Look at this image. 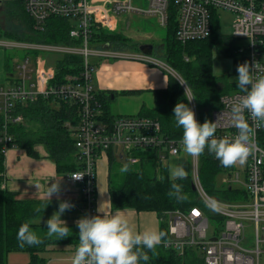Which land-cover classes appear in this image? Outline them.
<instances>
[{"label": "built area", "instance_id": "2783aa9c", "mask_svg": "<svg viewBox=\"0 0 264 264\" xmlns=\"http://www.w3.org/2000/svg\"><path fill=\"white\" fill-rule=\"evenodd\" d=\"M28 16L37 29H44L46 22L54 17L67 18L77 23L71 37L83 38L80 47L70 45H25L0 39L4 49H29L38 51L37 64L33 71L30 58L17 66L19 79L9 89L0 88V116L3 119L0 134L1 153L6 156L15 148L11 135L12 125L22 121L14 115L18 102L34 103L40 97L71 101L78 105L80 123L75 132L76 147L79 150L81 169L72 174L80 177L73 182L82 189L83 210L86 216L97 215L96 208V160L108 150L120 149V156L131 164L141 161L134 153L155 154L156 158L181 156L182 140H165L158 121L136 116L118 118L113 123L99 119L101 111L94 105V90L91 81L89 58H110L123 52L108 49L90 50L88 40L91 27L100 25L110 33L118 30L119 18L126 14L138 13L141 16L158 18L161 27L169 23L170 0H149V7L142 9L133 4V0L100 2V0H21ZM177 9V39L182 43L203 40L212 34V17L222 11L236 15L233 21V36L237 37L246 51L242 64L252 67L255 77L264 76V0H173ZM217 18H219L217 16ZM7 44V45H6ZM44 55H82L85 58V71L82 77L69 76L67 83L52 85L56 70L48 68ZM141 59L153 61L146 55ZM164 67L182 86L195 118L199 122L198 110L192 91L183 79L168 65ZM244 91L236 90L221 98V107L212 113V121L217 122V138H234L238 129L231 119V106ZM244 119L254 130L250 141V154L243 164L235 163L230 171L219 177L218 189L231 191V200L219 199L209 195L200 179V156L192 157L191 176L196 187L199 204L188 211L173 210L165 213L169 223L170 240L164 243L168 249L180 254L190 247L199 248L205 264H260L264 254V122L256 127V121L245 111ZM82 176V177H81ZM223 186V187H222ZM222 187V188H221ZM220 222L210 236V217ZM250 228L254 233V247L248 249L242 245L246 241V232Z\"/></svg>", "mask_w": 264, "mask_h": 264}, {"label": "trees", "instance_id": "16d2710c", "mask_svg": "<svg viewBox=\"0 0 264 264\" xmlns=\"http://www.w3.org/2000/svg\"><path fill=\"white\" fill-rule=\"evenodd\" d=\"M169 23L166 27L164 59L166 65L174 70L188 85L193 93L198 110L199 122L212 121L213 111L221 107L220 100L227 93L240 90L236 83L230 81L237 76V66L241 65L246 57V51L233 35H224L220 31V13L214 12L212 17V34L206 39L182 43L177 39L178 20L177 9L173 0H170ZM9 13L20 20L15 31H5L0 26V39L13 42H28L41 44H62L80 47L83 38L71 37V31L77 23L67 18L54 17L46 22L44 29L35 27L34 21L28 16L21 0H15L8 5ZM19 30L22 33H18ZM89 47L108 49L114 52L139 51V45L134 44L121 32L110 33L100 26L91 27ZM40 53L32 51L27 54L35 59ZM223 55L233 60L234 68L231 75L218 76L214 73V55ZM55 64L56 78L53 84L65 83L68 75H80L84 72V58L80 55L49 56ZM14 59L11 57V60ZM6 62L9 66L10 60ZM230 77V78H229ZM111 94V93H110ZM95 95V91H94ZM154 107H143L139 116L158 121L165 140L181 141L183 129L176 126L173 117V108L178 102L190 106L189 100L178 82L170 75L167 87L154 91ZM109 95L105 92L94 96V105L101 110L99 119L113 123L117 116L111 115L108 104ZM14 115L21 116L23 123L12 125L11 135L13 144L24 149L28 156L40 158L35 147L44 146L48 158L54 161L59 174H71L80 169L79 150L73 136L74 129L79 125L78 105L71 104L56 98L40 97L34 103L18 102L14 108ZM3 119L0 116V134ZM0 146V264H7V258L12 252H26L30 256V264H45L44 253L50 252L57 245L77 246L79 244L78 228L63 239L47 237L46 227L39 224L43 211L39 208L40 202L18 199L16 193L3 189V174L5 171V157ZM183 153V152H182ZM106 155L113 159L112 150ZM136 155L144 159L143 153ZM152 155V154H151ZM153 154L152 158H156ZM116 160V159H115ZM139 162V163H140ZM138 164V163H137ZM135 165V164H131ZM200 179L206 192L219 199H232L231 191L222 193L218 189L219 177L230 171L231 166L224 167L207 148L200 155ZM175 182L182 186L183 200L170 196L171 184ZM199 204L197 194L192 189V176L186 175L183 179L173 180L168 169L162 177H149L145 171L129 172L122 187L112 193V207L114 210L132 208L137 211L156 212L159 216L173 210L188 211ZM27 223L30 230L36 232L41 238L39 245L20 246L17 233L20 227ZM164 236L161 240L169 238L167 224L163 223L161 231ZM149 256L148 261L141 260L139 264H205L199 248L190 247L183 254L163 245H157L155 251L144 250Z\"/></svg>", "mask_w": 264, "mask_h": 264}, {"label": "crops", "instance_id": "0c3cea01", "mask_svg": "<svg viewBox=\"0 0 264 264\" xmlns=\"http://www.w3.org/2000/svg\"><path fill=\"white\" fill-rule=\"evenodd\" d=\"M117 0H100V2H111ZM148 0H137V3L145 4ZM141 7V6H138ZM145 9V8H142ZM140 16V15H138ZM142 17V16H141ZM144 18H154L158 22L157 17L143 16ZM121 18V17H120ZM151 20V19H149ZM159 24V22H158ZM160 25V24H159ZM100 26V25H98ZM122 28L123 21H118V29ZM102 28V27H101ZM104 30V29H103ZM124 35V34H123ZM134 44L152 45L153 55L149 56L153 61H146L141 59L143 54L139 51L123 52L120 56L110 58H99L91 56L93 59L94 75H93V89L96 92H105L110 98H124V101H130V104L135 105L130 109L122 107L117 117L126 116L124 113L139 114L143 107L151 109L154 107V91L165 89L167 87L170 74L160 65H165L164 58L165 40L157 37L154 33H148L143 39L149 42H135L141 41V38L134 37L133 39L125 35ZM17 42V41H16ZM25 45H40V43L17 42ZM162 48L161 57L158 56L156 49ZM0 88L8 89L14 81L17 80V66L27 57L29 52L34 50H25L24 55L15 60L14 70L11 72L6 59L8 52L6 49L0 47ZM91 50H100L98 48H90ZM148 56V55H147ZM19 59V61L17 60ZM43 60L46 66L54 68L55 64L50 60L49 55H44ZM34 61L37 63V59ZM30 66L35 70L36 65L30 62ZM111 93V94H110ZM114 96V97H113ZM123 102V101H122ZM130 107V106H129ZM127 113V114H128ZM138 116V115H137ZM136 117V116H126ZM38 152L40 158H32L28 156L27 152L21 148L12 149L5 156V171L3 174V184L5 189L17 194L18 199L32 200L40 202L39 208L44 212L42 217L38 219L39 224H44L52 214L58 210L61 201H67L74 205L71 210L66 211L62 215V219L66 221L67 226L73 233L76 227V221L85 216V212L81 210V188L78 184L73 183L68 175L59 174L56 170L54 161L48 158L44 146H39ZM110 155H102L98 160L97 165V202L99 215H113L118 214L125 216L133 230L136 232L144 231H161L160 217L156 212L137 211L132 208L123 210H114L112 207V193L120 189L124 183V179L129 172L121 174V183H115L113 178L114 164ZM122 163L121 161H119ZM53 183H58V191L48 199L46 196L47 185L50 187ZM77 246L71 245H57L51 251L44 253L46 259L45 264H72V258L75 254ZM7 264H30V256L26 252H12L7 255Z\"/></svg>", "mask_w": 264, "mask_h": 264}, {"label": "clouds", "instance_id": "9594fccd", "mask_svg": "<svg viewBox=\"0 0 264 264\" xmlns=\"http://www.w3.org/2000/svg\"><path fill=\"white\" fill-rule=\"evenodd\" d=\"M236 71L238 73L235 78L236 87L246 94L231 106V119L238 129L234 138H217L216 120L198 122L194 110L182 101L173 108L176 126L183 129L184 151L198 157L207 148L224 167L235 163L243 164L250 154V141L254 130L244 119L245 111L256 121V127L262 126L261 122H264V76L255 77L248 63L238 65ZM121 171H127V168L124 167ZM170 175L173 180L183 179L186 172L183 166L177 165L172 167ZM58 187V183H53L50 187L47 185L48 199L58 191ZM171 189L170 196H174L178 201L185 198L181 185L173 182ZM72 207L74 205L67 201L59 203L58 210L44 221L47 237L63 239L69 236L71 230L61 217ZM76 227L79 230V244L72 264H139L141 260L146 262L149 256L142 249L155 251L164 236L163 232L158 231L136 232L129 220L118 214L84 216L76 221ZM17 240L21 247L42 243V238L30 230L27 223L18 230Z\"/></svg>", "mask_w": 264, "mask_h": 264}, {"label": "rangeland", "instance_id": "374dc122", "mask_svg": "<svg viewBox=\"0 0 264 264\" xmlns=\"http://www.w3.org/2000/svg\"><path fill=\"white\" fill-rule=\"evenodd\" d=\"M14 1L15 0H0V26L5 31H15L16 25H18L20 23V20L18 18L13 17V15H11L9 13L8 5L13 3ZM133 4L136 6H141L140 8L147 9L149 7V0L145 4H142V3L138 4L137 0H133ZM138 15H139L138 13L126 14V15L122 16L121 18H119V20L121 19L123 21V34H124V36L127 35V36L131 37L132 39H133V36L141 38L140 39L141 41H136V39H133V41L143 43V42H149V41L143 39L146 34L154 33V35H156L157 37H161L165 40V37H166V28L165 27H161L158 24V22L156 21V19H154V18H144L143 16L141 17V15L140 16H138ZM219 18H220L219 24H220L221 33L224 35H233V21L235 20L236 15L233 13L221 10ZM149 19H151V20H149ZM117 32L122 33V28L120 27L117 30ZM18 33H22V31L19 30ZM130 41H131V39H130ZM239 42L241 44H243L241 41H239ZM59 45H62V44H59ZM6 50L8 52V58L10 60L9 68H10L11 72H13V70L15 69L14 65L16 63L14 59H16L17 57L20 59L24 55L25 50H21V49H6ZM162 50H163L162 48L156 49V52H157L158 56H160V58H162L161 57ZM53 56H56V55H53ZM11 57H13L14 59L11 60ZM19 59H17V60L19 61ZM30 60L33 61L32 64H35V65L37 64L34 61V59L30 58ZM161 60L165 61L164 58H162ZM91 61L93 63V59H91ZM234 66L235 65H234L233 60L231 58L225 57L223 55H216V54L214 55L213 69H214V73L216 75H218V76L231 75L233 72ZM93 75H94V73H93ZM236 77L237 76H234L231 78L229 77L230 78L229 80L232 82H235ZM234 91H236V90H234ZM130 103H131L130 101H124V98H117V99L109 98L108 104L110 107L111 115L112 116H113V114H114V116L119 115V113L121 111L120 109L122 107H124V109H130L131 107L135 106V105L130 104ZM127 113H124V114H126V116L127 115L128 116L139 115V114H131V113L127 114ZM39 146H41V145H37L35 147V150L38 151L40 149ZM15 148H19V147H15ZM15 148H13V149H15ZM183 151H184V149H183ZM143 157H144V159L142 160V162L135 164V165L120 163L119 161L114 160L113 161V164H114L113 178H114L115 183L116 182H117V184L121 183L120 182L121 176H122L121 174H123L129 170H131V171H145L149 177H159L160 178L164 175V173L167 169H168L169 175H170L172 167L177 166V165H181V166H183V168L186 172V175L191 174L190 163H191L192 157H191V155L187 154L185 151L179 157H169L168 156L167 159H165V160H161L158 158H152V155L148 154V153L144 154ZM124 167L127 168V171H121V169ZM186 175H185V177H186ZM170 177H171V175H170ZM2 188L5 189L4 184L2 185ZM226 191H227V188H226ZM222 193H224V192H222ZM197 198H198V196H197ZM209 217H210V229L208 231V234L211 236L213 234V229L219 228L220 222L215 220L212 215H209ZM246 237H247V239H246V241L242 242V245L248 249L253 248L254 247L253 230L248 228L247 232H246ZM260 264H264V254L260 258Z\"/></svg>", "mask_w": 264, "mask_h": 264}, {"label": "bare ground", "instance_id": "6f19581e", "mask_svg": "<svg viewBox=\"0 0 264 264\" xmlns=\"http://www.w3.org/2000/svg\"><path fill=\"white\" fill-rule=\"evenodd\" d=\"M89 37H90V35H89ZM83 45V44H82ZM88 48L90 49V47H89V40H88ZM91 50V49H90ZM80 56H82V55H80ZM147 56V55H146ZM83 58H84V56H82ZM20 63V62H19ZM18 63V64H19ZM89 64H90V74H91V81H92V86H93V72H94V66L91 64V57L89 58ZM30 68L34 71V69L32 68V66H30ZM49 68V67H48ZM53 69H55V67L53 68ZM84 71H85V58H84ZM19 73V72H18ZM17 73V74H18ZM83 74H84V72H82V74H80V75H68V76H66L65 77V83H67V80H66V78L67 77H69V76H77V77H82L83 76ZM19 79V74L17 75V80ZM17 80L16 81H14L13 82V84L10 86V87H12L13 85L15 86V84H16V82H17ZM65 83H62V84H65ZM62 84H53V82H52V85H62ZM9 87V88H10ZM94 87V86H93ZM8 88V89H9ZM94 90V89H93ZM95 91V90H94ZM60 100V99H59ZM69 102H71V101H69ZM21 103V102H20ZM71 104H74V105H77V104H75V103H73V102H71ZM101 111V110H100ZM118 118H132V117H126V116H120V117H117L116 119H118ZM21 123H23V120L20 122V123H17V124H21ZM79 126V125H78ZM78 126L74 129V131L76 132V129L78 128ZM75 132L73 133V136L75 135ZM75 138V137H74ZM76 145V144H75ZM112 150V152H113V154H114V156H115V159L117 160V161H121L122 163H126V164H131L130 162H129V160L128 159H126V158H122L121 156H120V149H118V148H114V149H111ZM107 152H109V150L107 151ZM107 152H105V153H103V154H101V155H99V157L97 158V160H96V168H97V165H98V160L100 159V157H102V155H106L107 154ZM139 153H141V152H139ZM134 156H137V157H139L140 159H141V157L139 156V155H136V153H134ZM79 163H80V159H79ZM139 163V162H138ZM137 164V163H136ZM80 169H81V163H80ZM79 169V170H80ZM98 169V168H97ZM97 169H96V208H97V215H99V211H98V202H97ZM79 170H77V171H79ZM77 171H75V172H77ZM75 172H73V173H75ZM73 173H71V174H68V178L73 182V180L71 179V176H72V174ZM73 183H76V182H73ZM76 184H78V183H76ZM79 186H80V184H78ZM80 188H81V186H80ZM81 210H83V201H82V189H81ZM84 211V210H83ZM85 212V211H84ZM166 213V212H165ZM165 213H163L162 215H160L159 217H160V222H161V224H163V223H166L167 224V231H168V236H169V238L167 239V240H165V241H161L160 242V244L161 245H163L164 246V243L166 242V241H168V240H170V235H169V223H168V221H167V219H165ZM85 216H86V212H85ZM165 247V246H164ZM168 249V248H167ZM173 251H177V250H175V249H172ZM178 252V251H177ZM202 256H203V254H202ZM204 258V257H203ZM204 261H205V259H204Z\"/></svg>", "mask_w": 264, "mask_h": 264}, {"label": "water", "instance_id": "95a60500", "mask_svg": "<svg viewBox=\"0 0 264 264\" xmlns=\"http://www.w3.org/2000/svg\"><path fill=\"white\" fill-rule=\"evenodd\" d=\"M153 46L152 45H141L139 46V50L145 54V55H148V56H152L153 55ZM192 189L194 192H196V187L194 185V183H192Z\"/></svg>", "mask_w": 264, "mask_h": 264}]
</instances>
